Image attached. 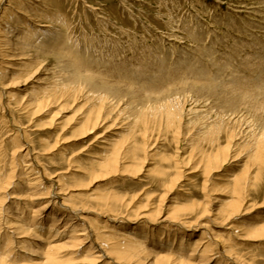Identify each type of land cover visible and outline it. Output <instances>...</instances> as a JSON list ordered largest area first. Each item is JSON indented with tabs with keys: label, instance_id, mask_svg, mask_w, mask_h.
<instances>
[{
	"label": "rangeland",
	"instance_id": "obj_1",
	"mask_svg": "<svg viewBox=\"0 0 264 264\" xmlns=\"http://www.w3.org/2000/svg\"><path fill=\"white\" fill-rule=\"evenodd\" d=\"M13 2V7L9 11L17 10L20 8L21 3H25L24 0H15ZM45 2L49 8H47V10L44 8L45 11L41 14L42 18L41 15H39V17L37 16L40 19L36 17V20L34 18L35 21H31L32 24L35 23L38 26L37 28H40L41 24H48V19L45 18L49 14L60 16V19L64 20V27L62 25L59 26L60 29L63 27L62 33L65 37V39H63L65 42L62 43V45L64 44V52L69 53L71 50L69 53L70 55H73L74 58L81 57L80 60H83L84 63L89 66L88 68L91 67L90 69H92V71H95L93 73L97 75V73L102 72L99 75L106 76L105 79L110 78V80H108L110 83H120L125 85L126 89L132 87L134 90L138 91H135V93H141V97L138 94L139 98L137 99H139V102H136L135 106L134 104L132 106L129 105L130 108L124 104V107L127 106L126 109L129 107L127 111L122 106L120 108L118 107L116 109L118 112L116 111V113H113V116L111 115L112 117L108 118V121H106L104 125L102 124V127L97 129L96 133L92 135L90 139H84V135L80 132L85 121L84 116L90 110V107H93L95 103L98 104L99 101L97 99V94L90 92L88 86L86 87V89H88H85L86 91L81 90L79 94H73L74 89L76 87L78 88L79 84L71 82V80H74L75 78V73L71 68H66V65H64L66 66V69L63 68L64 66H60L54 57L42 58V63L40 62L41 66L40 63L35 65L36 67L31 69L32 71H30L29 75H25L24 78L15 81L16 87L10 90L16 95V98L27 97L26 99H31L37 96L42 97L46 95L45 93L48 94L55 91V87L52 85L56 86V84L59 83V80H63L64 83L74 86L69 89L72 90V97L63 98L59 103H54L55 105L52 104V106L42 112V114L39 113L32 115L31 111L33 109L17 113L16 108H14V112H16L14 113V116L21 124L23 123L22 126H27L28 130H30L29 134L32 137L33 145L39 152L37 155L39 157L38 163L42 164L45 174L47 175L49 173L50 175H53L62 172L64 183L68 187V191H71V194L67 196V200L76 206V212H78L83 218L93 222L95 224L93 226H96L95 228L98 227L100 229L105 226L103 224L108 220L103 217L104 213L105 216L110 218L115 215L114 213L111 215L108 214L110 212L106 213L108 209L110 211L114 210L115 213H119L121 216L125 215L126 217H130V222L123 219L124 222L118 224H115L110 220L109 226L116 225L113 234L115 233L114 235L116 236L124 228L129 231L135 229V234L137 235L141 234L142 236H145L146 234L145 237L149 240L148 247L152 249V251H155L157 247L153 246V244L160 243L161 240L159 238L161 237V234L159 231H162V227H165V225H162L160 221L149 223L146 220H139L137 219V214L140 212L146 214L148 212V214L151 215L157 212L155 209L158 210L162 208L161 212H164V215H168V213H171L175 207L177 208V206L181 208L183 206L186 210L188 209L187 207L190 206L189 210H183L184 212L182 211L179 216H181V218L185 217V221L193 223L194 227L186 228L179 226V224H174L172 227H182L184 228L183 230L188 229L186 231L187 234L196 238H200L199 236L203 232L201 230L206 228L210 231V234L213 233L211 234L212 236L219 237V243L224 245L221 244L220 246L218 243L219 246L217 245V249L215 248L214 253L219 251L221 253L218 252L217 254L220 255L225 246H232L234 251L236 250L235 252L238 253L239 256L241 255V259L245 260V262H248L249 264H251V262L254 264H264V239L251 240V238L249 239L248 234L244 232L246 231L244 230L245 228L247 229L252 225L255 226V224L257 226V222L264 219V177H262L263 183L260 181L261 183H257L256 187H249V194L247 193L248 196H245L246 198H249L244 201L242 204L243 207H241V209H243L240 210L241 213H239L235 219L232 218L227 220V212L225 213L228 207L227 204L234 197V195H232L234 189L233 182L236 177L243 176V178H245L243 174L245 172H243V170L245 171L249 166L251 167V174L248 173L247 176L252 177V175L255 174V171H257L253 162L249 159V156L251 155V153L249 154L250 150L239 149L235 146L232 149L233 151L231 150L230 152L231 154L229 156L230 158H228V162L218 169L219 171L217 170L214 173L207 175V178L205 172L201 168L198 171L189 170L190 167L195 165L193 162L196 161L189 163L190 165L184 164L185 162L183 159H186L191 151L189 140L188 138H184L182 134V137L179 136L178 141L175 137V139L173 138L174 135L163 132V128H160L161 114H163L161 109L158 108V110L150 111L147 107L146 109L145 107L143 108L137 105L139 103L144 104L143 102L146 97L151 98V100L160 99L159 101L161 102L171 96H173L172 98H177L178 93L180 92L184 95L185 92L179 91V88L186 85H190L189 88L193 86L195 89L192 90H202L208 86H226L233 81L238 82L241 80L248 81L249 86L252 87V89L259 90L258 92L255 90L256 94L264 95V81H260V78L262 79L264 76L259 75L264 73V0H47ZM14 14L16 15L15 17L18 18L19 15L17 16L15 11ZM34 25H32L31 28H33ZM5 52L8 53V48H6ZM88 59L91 61L92 65L87 62L89 61ZM6 63L7 62L4 63L3 68L5 71H9V69L5 68ZM56 68H59V70L63 69L61 70L62 72L65 69V73L68 71L66 73L67 75L62 73V76L65 75L67 77L64 76V79L63 77L61 79ZM109 68L110 71H108ZM70 71L71 78L68 77ZM52 72H54V74ZM110 72L115 73L116 76L118 74V78L113 76L114 74L112 73V75ZM31 73H34L35 75ZM52 75H54V78ZM99 75L97 76L99 77ZM255 75H258L260 78ZM57 77H59V79ZM56 78L58 79L57 81ZM254 78H259V81ZM111 79L113 81H111ZM123 79L124 81H122ZM206 83L209 85H206ZM203 86H205V88ZM0 87V93L3 98L0 101V168L3 170L2 172L4 176L6 174L10 175L11 173L15 176L14 179L10 181V187L0 190V198L10 194L11 197L5 201V206L7 207L13 203L15 207L13 210L15 209L16 214L24 212L23 220L28 221L32 218L31 216H34L38 222V226H34L31 231L21 233V230L18 232L19 234H16V237H13L11 251L8 252L10 256L6 257L5 261L7 264H46L45 253L48 249V243L42 244L39 241L41 240V237H45L47 242L50 241L47 237L48 232L46 231L50 224L47 218L51 216L52 212L47 213L43 218L39 216L40 213L36 216L37 213L35 215L34 211L44 204L46 200L34 199L35 196L30 198V195H26L27 193H25L27 188H24L23 185L27 178L23 174H20V168L24 164L21 165L22 159H19L16 155V157L14 156V150L17 148L16 146H18V142L14 141L16 135L11 134V128H15V125L13 123V118H11L12 116H10L11 112L5 107L6 90H4L2 85H0ZM133 89H130L129 91L133 92ZM187 90L189 89L187 88ZM86 92L87 94H84ZM143 93H145V95ZM206 93L207 92L202 91L199 95H204V98L202 96L201 98L206 99ZM188 96L191 97L194 96V94H188ZM214 96L216 99L214 100L210 97V103L207 100L210 107L208 104L200 105H202L201 107L203 108L208 107V111L206 109L207 113H209L208 121L210 120L209 123H214L213 125L219 123V121L221 122L222 118L225 119V121L226 119H229L226 121L227 125H225L224 129L227 131L228 129H231L234 124L232 121L230 122L232 114L228 111V109L230 110L232 107L228 100H225L224 97H226V95ZM187 97L183 96L181 99L182 102L185 103L187 107L186 109L190 108L194 103L193 99V101H191L190 99H186ZM127 98H125V102L127 100L131 101L129 95ZM184 98L186 99L185 101H183ZM211 106L215 108L211 109ZM220 107H222V111L223 109L225 110L223 112L220 111ZM130 110L133 111L130 112ZM120 111L123 113L121 114ZM225 111L228 112L226 113L228 117L225 114L223 115ZM138 112H142L145 115L148 113L145 117L147 121L151 119L149 125L152 130V137L148 142L150 147L146 154H143L142 151L139 150L141 157L145 158L142 170L143 173L141 172L142 174L140 173V175L130 174L132 176L129 174L123 175V173H117L108 176L109 178H92L89 174V170H93L98 162H102L101 160L111 153L109 151L111 144L115 146L123 136L128 135L127 129L129 124H133V117L136 119L140 115ZM131 113L132 116L129 117ZM149 114L151 115L149 116ZM117 116L120 117L118 118ZM126 117L132 121L130 122ZM219 117L221 118L219 119ZM117 118V123L121 126L118 125V127H113L109 131H106L105 128L111 125L113 123L112 121ZM121 118L126 120H122ZM238 131L239 129L237 132ZM114 132L118 133V135H114ZM249 133H243L240 135L241 137H237L248 139V137H251ZM225 135L226 133L224 132L221 136L222 144L224 141L223 145H226ZM104 138H107L110 141L106 144H99ZM137 138L138 146L142 145V138L140 136H137ZM17 139L20 144L26 142L22 136ZM208 142L209 140L204 142L201 141L200 145L201 147H204V149L202 147L203 150L207 149L209 151V149H211V146L207 144ZM242 142V140H235L234 145L238 143L239 145H242ZM235 152L236 156H238L236 157L237 159L234 158ZM195 155L198 156L195 157L196 159H201L199 152L198 154L195 153ZM231 156L234 157L231 158ZM163 158H173V162L168 163ZM177 163L180 170L183 171L184 176L176 184L172 192H167L166 184L163 180H160L161 176L159 173L165 172L168 174L167 177H175V164ZM244 165H246V168ZM262 176H264V172L262 173ZM166 178L163 177L164 180ZM48 182L46 184L49 186L50 183ZM251 188L255 189L252 190ZM256 189L258 190L256 191ZM55 191H57V189L53 186L51 196L54 198ZM229 191H231V193ZM166 192L168 196L166 195ZM102 193L103 195H101ZM108 194L109 197L115 196L116 194V196L119 195V200H112L111 202L107 200L108 203L110 202L109 206H107L105 203H101V201L99 202L94 199L97 195L99 198L101 196V198H106ZM71 195H75L73 199L70 198ZM164 196H166L165 200L161 202ZM129 199L132 200V203H128L131 201ZM206 201H208V203ZM202 202L204 204L206 203V205ZM253 202H255L256 205L255 203L252 204ZM24 203L26 204L25 207H21ZM161 203L163 204L162 206ZM197 204L198 206L200 204L202 206H209V213L207 212L209 215L207 216V214H204V216L199 219L201 222L199 220L196 222V220L201 214H203L201 213L202 206L200 205L201 207L197 208L198 211L195 210L192 212L190 210L193 205ZM221 205L222 207L220 208ZM156 206L158 207L156 208ZM98 207L99 209L96 210ZM93 208L96 212L93 211ZM219 208L223 213L220 211L218 215H215V212H217ZM120 209L122 211H120ZM79 210L83 211L81 212ZM99 210L103 211L101 212ZM98 214H103V216H97ZM198 224H203L205 227H199ZM2 227L4 228H2L0 232V237L5 238L6 231L10 230L9 232H12V229L6 228L5 225H2ZM150 227H155L156 230H150ZM40 228H43L44 231ZM230 228L232 230H230ZM100 229H98L99 231L97 229L93 231V237H91L92 240H96L97 235L95 231H97V233H103L105 228ZM110 231L112 232L110 228H107V231L105 229L104 234H109ZM173 231L170 232L171 237L174 238L173 236L177 233V239L180 233L179 231ZM165 232L169 231H166L165 229ZM245 234H247V236ZM221 238L223 240L225 239L227 243H224L225 240L223 241ZM193 239L195 238H191V240ZM164 242L165 240L163 239L162 243ZM58 243L64 244L66 243V239H61ZM254 243L256 245H254ZM172 244L173 239L170 240L169 243L165 242L166 246L169 245L168 247H171ZM89 246L90 244H67L64 250H61L58 253L59 259L56 264H114L108 258H98L97 261L91 260L92 257L87 255L90 248ZM173 246L176 247V245ZM174 250H171V252H174ZM251 258H253V260ZM226 262L227 264H233L234 261L228 259Z\"/></svg>",
	"mask_w": 264,
	"mask_h": 264
},
{
	"label": "bare ground",
	"instance_id": "obj_2",
	"mask_svg": "<svg viewBox=\"0 0 264 264\" xmlns=\"http://www.w3.org/2000/svg\"><path fill=\"white\" fill-rule=\"evenodd\" d=\"M13 1H15V0H0V79H1L0 85H2L4 87V90H6V92H5L6 106L5 107L7 109H9V111L11 112L10 116H12L11 118H13V121H14L13 123L15 125V128H11V131H12L11 134L16 135L14 141L18 142V146H16L17 148L14 150V156L16 155L19 157V159H22L21 165L24 164L20 168V170H21L20 174H23L27 178V180L25 181V184L23 185L24 188H27L25 193H27L26 195H30L29 196L30 198L35 196L34 199L46 200V202L44 204H42L36 211H34L35 215L37 213L36 216H38L40 213L39 216H41V218H43V216H45L47 213L52 212L51 216L47 218L49 220L50 224H49L47 231H46V232H48L47 237L50 239V241L47 242L45 237H41V240L39 241L42 244L48 243V245H47L48 249L45 253L46 254V256H45L46 262L45 263L46 264L58 263V261H57L59 259L58 253L61 250H64V248L67 246V244H72V245L90 244V246H89L90 248L87 252V255L92 257L91 260L97 261L98 258H100V259L101 258H108L114 264H212V263L227 264L226 261L228 259L233 260L234 261L233 264H249L248 262H245V260L241 259V257H240L241 255L239 256L238 253L235 252L236 250L234 251L232 246L231 247L225 246V248L222 249V254H220V255L217 254L219 251L217 253H214L215 248L217 247L218 243L220 242V238L217 236L214 237V235L212 236L211 234H213V233L210 234L209 233L210 231H208L206 228L201 230L203 232L200 234V236H199L200 238H196V237H192L191 235H188L186 232L188 229L183 230L184 228H182V227L190 228V227H194V226H193V223L185 221V219H184L185 217L181 218V216H179V214L183 210H186V208H184L183 206H182V208L178 207V206H177V208L175 207V209H173L171 213H168V215H164V212L163 213L161 212L162 208H160L158 210L155 209L157 212H155L154 214H151V215L148 214V212L146 214L141 213V212L137 214V219H139V220H142V221L146 220L149 223H154L155 221L156 222L160 221L162 223V225H165V227L164 226L162 227V229L164 231L163 230L159 231V233L161 234V237L159 238L161 240V241L159 240L160 243L159 244L158 243L153 244V246L157 247V249L155 251H152V249H150L148 247V241L149 240L146 239V237H145L146 234L144 233L145 236L144 235L142 236L141 234L137 235V234H135V229L130 228L131 231H129V230H126L124 228L115 236L114 235L115 233L113 234V231L116 229V227H115L116 225H113L114 227L111 225L109 226V223H110L109 221L111 220V222L118 224V223L124 222L123 219H126L125 221H129V222L131 221V219H130V217H126L125 215L121 216L119 213H115L114 210L110 211L109 209L106 213L110 212V213H108L110 215L112 213L115 214V215L111 216V218L105 216V213H104V216H103V214H98L97 216L100 215L101 217L103 216V217H105V219L106 218L108 219L107 222L105 224H103V225H105L103 227L106 229V231H107V228H110L112 230V232L110 231L109 234H104L105 229L103 227H101V229H104L103 233L102 232L97 233V231H95V233L97 235L96 240L91 239V237H93V233H94L93 231L96 229L98 230L100 228H98V227L95 228L96 226L95 227L93 226V225H95L93 222H91V221L83 218L82 216H80L78 214V212H76V206L67 200V196L71 194L70 193L71 191H68V187L64 183V177L62 176V172L61 173L59 172V173L53 174V175H50L49 173L47 175L45 174V172H44L45 170L42 167V164L38 163L39 157L37 155L39 154V152L37 151V149L33 145L32 137L29 134L30 130H28L27 126H22L23 123L21 124L18 120H16L17 118L14 116V113H16V112H14L15 111L14 108H16L17 113H20L24 110L30 111L31 109H33L31 111L32 115L39 114V113L42 114V112L49 109L50 106H52V104L59 103V101L63 98H67L70 96L72 97V90H69V89L71 87H74V86H71L68 83H64L63 80H61V81L59 80V83H57L56 86L52 85L55 87V91H52L48 94L45 93L46 94L45 96H42V97L37 96V97H33L31 99H29V98L26 99L27 97L16 98V95L13 94L12 91H10V90H12L16 87L15 81L24 78L25 75H29L30 71H32L31 69L36 67L35 65L40 63L42 61L41 60L42 58L45 59V58H49V57H54V59H56V62H58L60 66H64V65L67 66V67L64 66L63 68H65V67L69 68V69L71 68L72 71L75 73V75H74L75 78H74V80H71V82L72 83L75 82V83L79 84L78 88L76 87L74 89L73 94L75 93L77 95V94H79V92H81V90L86 91L88 89V88L86 89V87L88 86L90 89V92L97 94V99L99 101L98 104L95 103V105L93 107H90V110L84 116L85 121H84L83 126L80 130V132L84 135L83 136L84 139H88V138L90 139L92 137V135H94L96 133L97 129L102 127L101 125L102 124L104 125L106 123V121H108L107 119L111 118L113 116V113H116V111H117L116 109L118 107L119 108L121 106L124 107L123 106L124 104H126L127 106H129V105L132 106L134 104V106H135V103L139 102V99H137V98H139V96H138L139 93L138 94L135 93V91H137V90H134L132 87H129V88L133 89V92L129 91L130 89H126V86L123 84H120V83L114 84V82L110 83V81H108V80H110V78L105 79L106 76L104 77L102 75H99L102 73L101 71H100L101 73H97V75H99V77H98L95 73H93L95 71H92V69H90L91 67L88 68L89 66H87V64L84 63L83 60H80L81 57L80 58H74L73 55L69 54L71 52V50L69 53L64 52L65 51V49L63 47L64 44L62 45V43L65 42V41H63V39H65V37H64V34L62 33V28L64 27V20L60 19V16H58V15L54 16L53 14H51V15H53V16H51L49 14L50 16L48 15L45 18V19H48V22H47L48 24H41L40 28H37L38 26L35 23H34L35 25L32 24L31 21H33L34 18L36 19L37 16L39 17V15H41L45 11L44 8L46 10H47V8H49L45 2L47 0H24L25 3H23V4L21 3L20 8H18L17 10L16 9L14 10L17 13V16L19 15L18 18L15 17L16 15L14 14V11H9L13 7L12 6V4L14 3ZM41 18H42V15H41ZM38 19H40V18H38ZM32 25H34L33 28H31ZM61 25L63 27L60 29L59 26H61ZM67 43H66V45H67ZM6 48H8V53L5 52ZM101 59H102V57H101ZM89 61H87V62L91 64V61L90 62ZM5 62H7L5 68L9 69V71H5L3 68V65ZM92 62H93V60H92ZM41 63H40V66H41ZM56 64H55V67H56ZM52 68H53V66H52ZM65 69L63 72L61 71L63 69H61V70H59V68L57 69L59 75L61 76L60 77L61 79H62V77L64 79L65 75L62 76V73H65ZM50 70H52V69H50ZM93 70H95V69H93ZM108 71H110V68ZM34 73H31V74H34ZM36 73H37V70H36ZM52 73L54 74V72H52ZM110 73L112 74L113 72H110ZM123 73H125V72H123ZM68 74H70V75H68V77H70L71 71ZM107 74H109V73H107ZM107 74H105V75H107ZM113 74H112L113 76H116L115 73H113ZM263 74H259V75L264 76ZM52 76L54 78V75H52ZM117 76H118V74H117ZM65 77H67V76H65ZM256 77H259V76L257 75ZM57 78L59 79V77H57ZM57 78H56V81L58 80ZM107 78H108V76H107ZM127 78H129V77H127ZM259 78H254V79L258 80ZM112 79H111V81H113ZM115 79H114V81H115ZM124 79L122 81H124ZM65 80H67V79H65ZM261 80L264 81V77H262V79L260 78V81ZM143 81H144V79H143ZM137 82H139V81H137ZM137 84H139V83H137ZM197 84H198V82H197ZM206 85H209V84L206 83ZM222 85H225V84H222ZM84 86H85V88H84ZM189 86L186 85L182 88H179L180 89L179 91H184L185 93H184V95L182 94V92L178 93L177 98H172L173 96H171L170 98H168V99L166 98L161 102V101H159L160 99L151 100V98L146 97V99L143 102L144 104L139 103L137 105H139L143 108L147 107L150 111L158 110V108L161 109L163 114H161V120H160L161 121V123H160L161 127L160 128H163L164 131L162 129H160V130H162L163 132H166V134L170 133V135L171 134L174 135L173 138L175 137L176 139H178L179 136H181L182 134H183L184 138H188L189 146L191 147L190 148L191 151H190V154L186 157V159L185 158L183 159V161L185 162L184 163L185 165H190L189 163L196 161V162H193V163H195V165L190 167L189 170H191V171L192 170L198 171L201 168L205 172L206 176L210 175L211 173H214L215 171L220 169L222 166H224L228 162V158H230L229 156L231 154L230 152L235 146H237L239 149L250 150L249 154L251 153V155L249 156V159H251V162H253L257 171H255V174L252 175V177H249V176H247V174L248 173L251 174V172H250L251 167L248 165L249 167L246 168V165H244L246 168L245 171L243 170V172H245V173H243L245 178H243V176L241 177L240 175H239L240 177H236L235 181L233 182L234 183V185H233L234 189L231 187L233 189L232 195H234V197L231 195L233 197V198L230 197V198H232V200H230L231 202L229 201V203H228L226 201L228 203L227 204L228 207L226 206L227 209L225 211V213L227 212L226 213L227 220L232 219V218L235 219V217L238 216L239 213H241L240 210L243 209V208L241 209V207H243L242 204L244 203V201H246L247 198H249V197H247V198L245 197V196H248V194H249L248 193V191H250L249 187H252V188L256 187L257 183L262 181V177H264V176H262V173L264 172V95H259L258 93L256 94V92H255L256 89H252V87L249 86V82L244 81V80H241L238 82L233 81L232 83H229L226 86H218V87L217 86L216 87L208 86L207 88H205V86H203L206 90L205 89L199 90L198 88H197L198 90H192L195 88H193V86L191 88H189ZM194 87H197V86H194ZM187 88L189 90H187ZM262 90H260V91H262ZM202 91L207 92L206 93L207 97H205L206 99L201 98L202 94L199 95L200 92H202ZM263 92H264V90H263ZM82 94H83V92H82ZM84 94H87V92ZM130 94H132V95H130ZM143 94L145 95V93H143ZM188 94H190V95L194 94V96L190 97V96H188ZM80 95H81V93H80ZM128 95L130 96L131 101H128L129 100L128 99L129 97L127 98ZM214 95H216V96H225L226 95V97H224V98H225V100H228V102L230 103V105L232 107L230 110L228 109V111L232 114V116H231L232 120L230 119V122L232 121L234 124L232 125V127L230 126L231 129H228L227 131L224 129H225V125H227L226 121L229 119H226V121H225V119L222 118L221 122L218 120L219 123H216L215 125H213L214 123H209L210 120L208 121V119H209L208 118L209 113H207L208 107L207 108L201 107L202 105L208 104L207 100L209 103L211 102V101H209L210 97H212L215 100L216 98H214L215 97ZM92 96H93V94H92ZM183 96L184 97L188 96L186 99H190L191 101L194 100L193 105L188 109H186L187 107H186L185 103L182 102V100H181ZM140 97H141V95H140ZM160 97H158V98H160ZM94 98H95V96H94ZM125 98L128 99L126 102H125V100H126ZM212 98H211V100H212ZM2 99L3 98H2V94H1L0 95V101ZM97 99H94V100H97ZM142 99H144V98H142ZM186 99L184 98L183 101H185ZM219 99H221V98H219ZM222 99H223V97H222ZM26 100H28V101H26ZM187 101H189V100H187ZM213 102H215V101H213ZM200 104H202V105H200ZM91 105H92V103H91ZM147 105L150 107H148ZM151 105H152V108H151ZM127 106H125L124 109H126ZM134 106H133V108H134ZM212 106H211V109L215 108ZM129 107H128V109H129ZM209 107H210V105H209ZM220 108H221L220 111H222V107H220ZM128 109H126V111ZM206 109H207V111H206ZM149 110H148V112H149ZM209 110H210V108H209ZM224 110L225 109H223V111ZM132 111L130 110V112H132ZM122 113L123 112H121V114ZM141 113H139L140 114L139 116L137 115L138 117L136 119H134V117H133L134 122H132L133 124L131 123L132 125L129 124V127L127 129L128 135L123 136L121 138V140L115 146L111 144V147H109V151L111 153L109 155H107L105 158H103L101 160L102 162H98V164L96 165V167L93 170H89L90 171L89 174L91 175L92 178H98V177H104L105 178V177H108L110 175L117 174V173H123V175L124 174H126V175L127 174H129V175L130 174L140 175V173L143 170V165H144L143 163H144L145 158L141 157V155L139 154V150L142 151L143 154H146L147 150L150 147V144H148V142H149L150 138L152 137V130H151V126L149 125V121L151 119L149 121H147L145 116L148 113H146V115L144 113H142V114ZM226 113H228V112L225 111V113H223V115L224 114L227 115ZM118 114H120V113H118ZM216 114H215V116H216ZM124 115H125V113H124ZM150 115L151 114H149V116ZM223 115H222V117H223ZM131 116H132V113L129 117H131ZM117 117L119 118L120 116H117ZM224 117H226V116H224ZM227 117H228V115H227ZM118 118L115 119L114 121H112L113 123L105 128L106 131H109L113 127H118V125H120L119 123H117ZM126 118H127V120H129L128 117H126ZM147 118H148V116H147ZM216 118H217V116H216ZM220 118L221 117H219V119ZM124 120H126V119H124ZM129 121L131 122L132 120L130 119ZM129 121H126V122H129ZM211 121H212V119H211ZM51 123L53 124L52 121H51ZM123 124H122V126H123ZM228 126H227V128H228ZM238 129H239V131L237 132ZM224 132L226 133V135H225L226 145H223L224 141H223V144L221 141V139H222L221 136ZM247 132L248 133L250 132L249 134L251 135V137H248V139L238 138V137H241L240 136L241 134L247 133ZM114 135H118V133L114 132ZM21 136L24 137L26 144L24 142H23L24 144L19 143V140L17 138H20ZM137 136L138 137L140 136L142 138V140H143V141H141L142 145L138 146ZM96 139H98V138H96ZM223 139H224V136H223ZM208 140H209V142L207 144H209L211 146V149H209V151L207 149L203 150L204 147L202 146L203 147V149H202L200 143H201V141L204 142V141H208ZM235 140L236 141L242 140L243 144L242 143H240V144H242L243 146L239 145V143L234 145ZM109 141L110 140H108L107 138H104L103 141L100 142L99 144H101V143L106 144ZM152 141H154V140H152ZM178 141H179V139H178ZM15 144H17V143H15ZM151 144H152V142H151ZM204 145H205V143H204ZM152 147H154V146H152ZM242 151H240V152H242ZM198 152L201 155V159L195 158V157H198L195 155V153L198 154ZM234 155H235V157L234 156L233 157L235 159H237L236 157H238V156H236V152ZM233 157L231 156V158H233ZM164 160L168 163L173 162V158H165ZM126 161H128V162H126ZM128 163H130V164H128ZM175 168H176V172L174 173L175 177H173V176L171 178L167 177L168 174L165 172L159 173V175L161 176L160 180H163L164 183L166 184L167 192H172L173 188H175L176 184L184 176L183 171H181L180 168L178 167V163L175 164ZM252 169H253V167H252ZM2 171L3 170L0 168V190H2L3 188H6V187H10V184H11L10 181L13 180L15 177L13 173H11L10 175L6 174L4 176ZM132 175H130V176H132ZM20 176H22V175H20ZM163 177L164 178L167 177V178L164 180ZM207 178H208V176H207ZM233 180H234V178H233ZM47 182L50 183L49 186H48V184H46ZM159 183H160V181H159ZM262 183H263V181H262ZM53 186L58 191V192L55 191V194H54L55 198L51 196ZM232 189H231V191H232ZM254 189H252V190H254ZM257 190L258 189H256V191ZM218 191H219V189H218ZM231 191H229V192L231 193ZM167 192H166V195H167ZM263 193H264V191H263ZM101 195H103V193ZM105 195H107V194H105ZM116 195L109 197V194H108V196L106 198H101L102 196L99 198V196L97 195L98 197L95 196L94 199H96L99 202L101 201V203H105V205L109 206V204L112 200H116V201L119 200L118 199L119 195L118 196H116ZM74 196L75 195H71L70 198L73 199ZM9 197H11L10 194H7L5 197L0 198V232H1L2 228H4V227H2V225L3 226L5 225L6 228L12 229V232H9L10 230L6 231V234L4 236L5 238L0 237V253H1L0 254V264H7V262L5 260H6V257L10 256L8 252L11 251V245L13 244V237H16V234H19L18 232L21 230H22L21 233H26L28 231H31L34 226L35 227L38 226V222L34 216H31L32 218L27 221V220H23L24 212H20V213L16 214L15 209L13 210V208H15L13 203H11L9 206L6 207L5 201L8 200ZM165 197L166 196H164L162 198L161 202H163L165 200ZM91 199H93V198H91ZM263 199H264V195H263ZM107 200H109L110 202L108 203ZM125 200H124V203H125ZM129 200H131V199H129ZM208 200H209V198H208ZM253 201H254V199H253ZM206 202L208 203V201H206ZM223 202H225V201H223ZM128 203H132V200L129 201ZM194 203H196V202H194ZM254 203L255 202H253L252 204H254ZM25 205L26 204L24 203V205H22L21 207H25ZM116 205H118V204H116ZM162 205L163 204L161 203V206ZM200 205L199 206H198V204L193 205L190 210L192 212H194L195 210H197L198 207L202 206V205L201 206ZM204 205H206V203ZM255 205H256V203H255ZM99 207H100V205H99ZM99 207L96 208V210L99 209ZM157 207L158 206H156V208ZM189 207H187L188 208L187 210H189ZM208 207L207 206L201 207V209H202L201 213H203V214H201L199 212L201 215L197 218L196 222H198V220L201 217H203L204 214H207V212L209 211ZM221 207H222V205L220 206V208ZM220 208L217 212H215L216 213L215 215H218L220 213V211H221ZM79 211L82 212L83 210H79ZM93 211H95L94 208H93ZM99 211H101V210H99ZM120 211H122V210L120 209ZM168 212H170V211H168ZM221 212L223 213V211H221ZM123 213H124V211H123ZM208 215L209 214H207V216ZM224 217H225V215H224ZM186 218H187V216H186ZM205 218H207V217H205ZM193 221H195V220H193ZM174 224H179V226H182V227L174 228V227H172V226H174ZM196 224H195V226H196ZM198 226L199 227L202 226V228L205 227L203 224H200V225L198 224ZM152 228H155V227H152ZM152 228L150 227V230H156V228L155 229H152ZM40 229L42 231H44L43 228H40ZM165 229H166V231L168 230L169 232H165ZM230 230H232V229L230 228ZM244 230H246V231H244ZM244 230L243 231L248 234V237H249V239L251 238V240L252 239H259V240L264 239V219L259 220L257 222V226L255 224V226L252 225L251 227H249L247 229L245 228ZM171 231H173V232L179 231L180 234L177 237V239H176L177 233H175V235L173 236L175 238L174 239L171 237V233H170ZM197 231H199V230H197ZM232 232H234V231H232ZM214 234H216V233H214ZM247 234H245V235L247 236ZM191 238H195V239L191 240ZM61 239H66L67 244L66 243L59 244L58 242ZM163 239L165 240L166 243H169V241L173 239L172 246L168 247L169 245L166 246L165 242L162 243ZM221 240H223V239L221 238ZM225 241H224V243H227V241L226 242ZM215 244H216V246H215ZM219 244L221 246L222 243H219ZM173 245H176V247H174ZM254 245H256V244L254 243ZM174 248H175V250H174ZM171 250H174V252H171ZM219 253H221V252H219ZM251 259L253 260V258H251ZM251 264H254V263L251 262Z\"/></svg>",
	"mask_w": 264,
	"mask_h": 264
}]
</instances>
